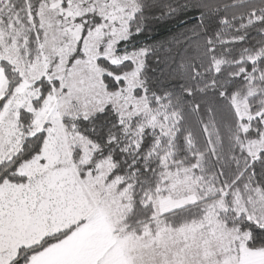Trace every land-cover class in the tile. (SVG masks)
Segmentation results:
<instances>
[{"label": "snow or ice", "instance_id": "obj_1", "mask_svg": "<svg viewBox=\"0 0 264 264\" xmlns=\"http://www.w3.org/2000/svg\"><path fill=\"white\" fill-rule=\"evenodd\" d=\"M0 264H264V0H0Z\"/></svg>", "mask_w": 264, "mask_h": 264}]
</instances>
